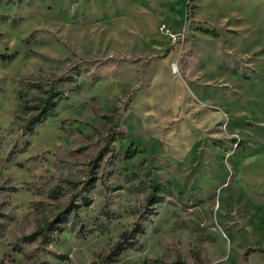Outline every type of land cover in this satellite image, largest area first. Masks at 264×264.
<instances>
[{"label":"rangeland","instance_id":"374dc122","mask_svg":"<svg viewBox=\"0 0 264 264\" xmlns=\"http://www.w3.org/2000/svg\"><path fill=\"white\" fill-rule=\"evenodd\" d=\"M68 77L23 136L20 93ZM248 248H264V0H0V264Z\"/></svg>","mask_w":264,"mask_h":264},{"label":"trees","instance_id":"16d2710c","mask_svg":"<svg viewBox=\"0 0 264 264\" xmlns=\"http://www.w3.org/2000/svg\"><path fill=\"white\" fill-rule=\"evenodd\" d=\"M74 82L75 81L69 79V77L66 79L60 78L59 80L53 81L47 85L46 89H43V91H41V89L36 86L37 90L41 92L42 96L40 95L34 99H30L27 97V95H21L20 93L19 99L21 101L23 113H32L27 119L23 120V123L20 125V130L23 136L33 134V131L37 125L42 124L48 118L54 117L56 115V107L58 102L64 98L66 92H70L72 90V88H68L67 85L69 84L70 86ZM38 86L42 87L43 85L39 84ZM40 236L45 239V232H41ZM125 237L128 239L132 238L128 236ZM127 246L130 247L131 245ZM254 252L264 254V248H248L243 253V259L246 260V264L248 256Z\"/></svg>","mask_w":264,"mask_h":264}]
</instances>
